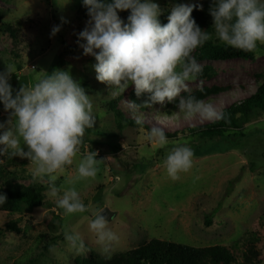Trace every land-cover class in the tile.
<instances>
[{
    "label": "rangeland",
    "instance_id": "1",
    "mask_svg": "<svg viewBox=\"0 0 264 264\" xmlns=\"http://www.w3.org/2000/svg\"><path fill=\"white\" fill-rule=\"evenodd\" d=\"M206 1L156 0L163 15L176 4L204 5ZM66 2L0 0V72L6 70V63L15 67L16 74L10 80L13 88L34 85L38 78L56 70L70 71L93 96L96 116L94 128L86 130L80 155L73 165L56 174L54 182L48 176L34 177L27 158L14 157L12 164L5 162L6 156L2 158L8 170L19 176L16 185L43 189L45 205L37 209L24 205L14 215L0 212V264H74L93 255L110 259L154 239L195 248L223 246L234 254L233 264H264V112L239 116L238 130L220 135L202 129L190 135L188 128L215 120L199 116L185 119L179 109L176 116L168 117L159 104L155 109L133 110L129 103L134 85L112 98L110 87L96 79L97 61L85 56L78 43V34L90 18L82 19L79 13L82 0ZM4 26L17 32L16 40ZM54 26H61V31L51 37ZM209 34L214 44L225 45L216 39L215 27ZM65 45L77 50L65 54ZM58 64L60 67L54 69ZM201 65L212 68L215 75L189 81L191 94L205 87L220 88V94L205 102L222 113L257 91L264 77V45L258 46L254 60ZM10 118L0 103L4 131L10 127ZM122 119L135 125L126 126ZM155 127L165 131L168 145L161 146L150 138ZM172 141L187 144L194 151L193 167L180 173L178 180L168 176L163 164L166 154L176 146ZM91 151L98 152L97 159L105 160L95 178L77 180L79 159ZM52 183L61 189V195L74 186L90 206L89 211L66 215L57 206V198L50 196ZM97 208L114 214L109 228L119 240L109 253L90 230L92 211ZM13 225L17 231L9 229ZM66 231L78 232L86 250L72 249L65 240Z\"/></svg>",
    "mask_w": 264,
    "mask_h": 264
},
{
    "label": "clouds",
    "instance_id": "2",
    "mask_svg": "<svg viewBox=\"0 0 264 264\" xmlns=\"http://www.w3.org/2000/svg\"><path fill=\"white\" fill-rule=\"evenodd\" d=\"M82 4L90 19L78 34V43L85 56L91 55L97 61L96 79L110 87L109 96L123 95L134 85L142 103L130 101L133 110L175 104L185 119H223L212 103L198 99L188 87L189 81L203 73L193 53L213 39L192 15L194 10L203 11V5L176 4L167 17L168 23L162 24L164 10L156 0H82ZM121 11H130L127 21L119 15ZM210 15L221 43L244 52H255L264 45V0H213ZM60 31L61 26H54L51 37ZM13 74L16 69L8 63L0 72V103L11 115L8 130L4 131L5 124L0 123V157L27 158L34 177L48 176L54 182L56 174L73 165L86 130L96 124L93 96L67 70L48 73L34 85H23L19 90L10 83ZM182 92L189 94L183 96ZM150 138L161 146L170 143L162 128H153ZM171 143L176 146L166 154L163 164L168 176L178 180L180 173L193 167L194 151L187 144ZM97 157L98 152L91 151L79 159L77 180L96 177L105 160ZM49 191L66 215L89 211L90 206L85 205L74 186L61 195V189L52 183ZM7 200V195L0 193V206ZM104 212L105 208L92 211L90 230L103 251L109 253L119 236L109 228ZM65 240L72 249L86 250L78 232L66 231Z\"/></svg>",
    "mask_w": 264,
    "mask_h": 264
},
{
    "label": "trees",
    "instance_id": "3",
    "mask_svg": "<svg viewBox=\"0 0 264 264\" xmlns=\"http://www.w3.org/2000/svg\"><path fill=\"white\" fill-rule=\"evenodd\" d=\"M213 7V0H208L203 5V11L194 10L192 15L195 18L197 24L202 30L211 33L214 28V19L210 15V9ZM79 13L82 19H89L87 15V9L82 5L79 9ZM119 15L122 19L127 21V17L130 15V11H121ZM168 15L170 12L161 16V23H168ZM3 17L0 13V20ZM6 32L9 33L13 40H16V31L4 26ZM66 46V45H65ZM77 50L76 47L66 46L65 54H72ZM255 52H244L227 45H216L209 40L204 46L196 49L193 55L200 63L204 62H222L232 60H254ZM60 64L55 65L54 69H57ZM215 75L212 68L206 67L203 69V73L198 78H211ZM222 90L217 87H205L203 91L198 90L192 95H195L198 99L207 100L220 94ZM132 101L137 104L142 103V99H137L135 92L131 93ZM158 104L152 107H141L140 111H146L155 109ZM114 108V106H112ZM176 105L166 104L162 106L161 111L165 112V116H176ZM256 112H264V77L259 83L257 91L246 100L229 106L222 111L223 119L215 120L212 123L205 126H195L188 128L190 135H197L202 129L210 133L225 134L230 130H238L239 116H250ZM121 115V114H119ZM124 118V116H123ZM124 125H135L126 119L120 120ZM137 124V123H136ZM229 139V138H228ZM0 157V193L7 195V203L0 206V212L8 214H19L22 206H27L30 209H37L45 205V194L43 189L31 187H23L16 185V179L19 176L8 170L6 163H14V158H10L6 155L5 165L2 163ZM211 222H208V225ZM9 229L17 231V226L13 225ZM236 258L234 254L226 247L212 246L195 248L182 244H177L169 241H161L158 239L151 240L148 243L141 245L140 247L119 253L110 259L103 258L101 256L93 255L88 259H77L74 264H233Z\"/></svg>",
    "mask_w": 264,
    "mask_h": 264
},
{
    "label": "water",
    "instance_id": "4",
    "mask_svg": "<svg viewBox=\"0 0 264 264\" xmlns=\"http://www.w3.org/2000/svg\"><path fill=\"white\" fill-rule=\"evenodd\" d=\"M102 214L106 215L108 222L112 221V219L114 217V214L108 209H105V212Z\"/></svg>",
    "mask_w": 264,
    "mask_h": 264
}]
</instances>
